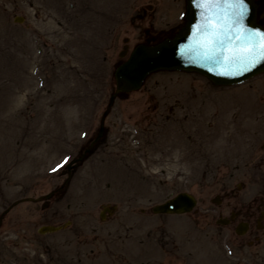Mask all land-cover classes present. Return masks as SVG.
Instances as JSON below:
<instances>
[{"label": "rangeland", "instance_id": "1", "mask_svg": "<svg viewBox=\"0 0 264 264\" xmlns=\"http://www.w3.org/2000/svg\"><path fill=\"white\" fill-rule=\"evenodd\" d=\"M178 2L0 0V264H264V243L216 223L264 197V73L159 70L115 93L123 38L172 35ZM182 191L190 213L151 212Z\"/></svg>", "mask_w": 264, "mask_h": 264}, {"label": "water", "instance_id": "2", "mask_svg": "<svg viewBox=\"0 0 264 264\" xmlns=\"http://www.w3.org/2000/svg\"><path fill=\"white\" fill-rule=\"evenodd\" d=\"M247 12L244 17V25L249 29L264 31V28L256 21L258 4L253 0H245ZM199 9L192 0H187L184 26L179 29L173 37L162 40L156 44H137L130 52L128 58L119 64L114 72L116 79V92H124L137 89L141 86L144 78L153 71L160 69L196 71L203 74L215 84H234L264 71V60L256 64L249 71L239 75H220L221 69L214 65L195 63L188 57L179 54V47L188 42L191 33V26L199 19ZM212 68L214 70L210 71ZM113 96H111V99ZM195 198L187 192H180L174 197L153 206L154 213H184L190 211L195 205ZM55 230V227L47 226L40 229V232ZM242 228L240 231H243Z\"/></svg>", "mask_w": 264, "mask_h": 264}, {"label": "snow or ice", "instance_id": "3", "mask_svg": "<svg viewBox=\"0 0 264 264\" xmlns=\"http://www.w3.org/2000/svg\"><path fill=\"white\" fill-rule=\"evenodd\" d=\"M192 2L200 10L199 19L191 26L188 42L180 45V55L204 66L214 64L225 76L242 74L264 60V31L249 29L243 23L245 0Z\"/></svg>", "mask_w": 264, "mask_h": 264}, {"label": "flooded vegetation", "instance_id": "4", "mask_svg": "<svg viewBox=\"0 0 264 264\" xmlns=\"http://www.w3.org/2000/svg\"><path fill=\"white\" fill-rule=\"evenodd\" d=\"M174 1L180 2L181 0ZM219 206L222 208L226 207L222 206L221 203ZM228 211V215L225 216L224 221L229 225L232 221L237 220V222H234V227L232 228L233 231H235V227L238 224L244 226L243 223H245L247 225V233L250 234L252 241L256 245L264 243V197L258 198L252 196L245 205L231 206Z\"/></svg>", "mask_w": 264, "mask_h": 264}]
</instances>
